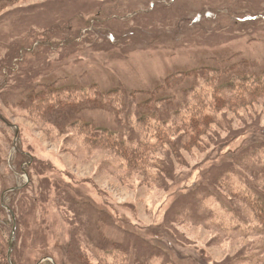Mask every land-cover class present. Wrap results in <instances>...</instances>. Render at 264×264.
Here are the masks:
<instances>
[{"label":"rangeland","instance_id":"1","mask_svg":"<svg viewBox=\"0 0 264 264\" xmlns=\"http://www.w3.org/2000/svg\"><path fill=\"white\" fill-rule=\"evenodd\" d=\"M250 13L0 0V264H264V94L217 76L264 66Z\"/></svg>","mask_w":264,"mask_h":264},{"label":"trees","instance_id":"2","mask_svg":"<svg viewBox=\"0 0 264 264\" xmlns=\"http://www.w3.org/2000/svg\"><path fill=\"white\" fill-rule=\"evenodd\" d=\"M154 1H151V6L152 3ZM231 8V6H230ZM214 10V9H212ZM212 10H201V12H205V13H210L211 14L209 16H213L214 13H212ZM199 18H203V15L200 14ZM218 19V18H217ZM264 19V13H250V14H245L242 17H239V20L241 22H255V21H259ZM205 19H198L195 18L192 20L193 24H200L204 21ZM244 67L239 68V67H230L227 70L221 68L218 70L219 74H217V76H219L223 81H227L228 84H226V87H232L231 84H235V82L233 80L235 79H241L242 81V90H248V93H253V94H264V66H260V65H256V64H252L251 62L246 61L245 64L243 65ZM225 70V71H224ZM263 80V81H262ZM261 81V82H260ZM255 82V83H254ZM252 84V86L250 87V84ZM257 94V95H259ZM256 96V95H254ZM262 97L264 95H261ZM248 97V96H243ZM249 99L247 98L245 101H248ZM9 119V118H8ZM211 119V117H207L206 121L207 123L209 122V120ZM10 121V119H9ZM134 162L133 163H137V159L133 158ZM260 201H264L263 197H260Z\"/></svg>","mask_w":264,"mask_h":264},{"label":"water","instance_id":"3","mask_svg":"<svg viewBox=\"0 0 264 264\" xmlns=\"http://www.w3.org/2000/svg\"><path fill=\"white\" fill-rule=\"evenodd\" d=\"M0 118L3 119L4 121H6L7 123H9L10 125L15 126V124H13L11 121H9L8 117L4 113H2L1 111H0ZM19 134H20V129H19L18 136H19ZM17 142H18V139H17ZM19 188H21V186L12 188L11 190L19 189ZM11 210H12V212L14 214V218H15V228H14V234L12 236V250H11V255H10V258L12 260L13 246H14L15 240L17 238L16 234H17V230H18V222H17V214H16V212L13 209H11Z\"/></svg>","mask_w":264,"mask_h":264}]
</instances>
